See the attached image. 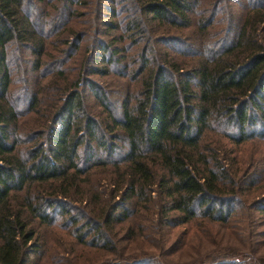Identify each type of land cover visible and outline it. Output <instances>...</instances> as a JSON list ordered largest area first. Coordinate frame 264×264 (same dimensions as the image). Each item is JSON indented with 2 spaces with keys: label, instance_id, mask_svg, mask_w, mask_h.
Masks as SVG:
<instances>
[{
  "label": "trees",
  "instance_id": "1",
  "mask_svg": "<svg viewBox=\"0 0 264 264\" xmlns=\"http://www.w3.org/2000/svg\"><path fill=\"white\" fill-rule=\"evenodd\" d=\"M128 1L119 9L129 18L105 25L121 31L105 43L91 39L92 19L73 21L71 0H62L64 30L48 24V34L30 0H0V264H31L39 227L64 223L82 251L138 264L132 246L146 227L162 244L178 226L264 215V170L248 181L258 152L240 157L264 141V0L240 13L234 0ZM123 39L135 49L113 73ZM14 46L32 57L18 87ZM51 62L58 69L47 75ZM109 75L131 81L118 103L109 82L92 78ZM246 224L245 241L254 217ZM239 254L202 263L264 264Z\"/></svg>",
  "mask_w": 264,
  "mask_h": 264
},
{
  "label": "rangeland",
  "instance_id": "2",
  "mask_svg": "<svg viewBox=\"0 0 264 264\" xmlns=\"http://www.w3.org/2000/svg\"><path fill=\"white\" fill-rule=\"evenodd\" d=\"M71 1L72 3L75 2V5L68 4L66 6L70 7L69 10L72 14L70 16L74 17L73 21H75L76 24L78 21L86 22L88 19L93 20L95 32L91 39L96 38L105 43H109L110 37L118 36L121 31H119V29L106 31L105 25L111 24L120 27L123 26L129 18L128 12L120 11L122 4L125 3L124 0ZM234 1L235 3H231V5L237 9L238 13L242 12L247 6L245 2L246 0ZM30 2L29 6L31 7L28 9L32 11L31 20L39 27L41 26V29L46 34L49 33V29L47 28L48 24H54L58 27V30L63 29V25H65L69 15H67L66 12H63L62 0L61 2L60 0H30ZM107 9H113V11L109 13ZM78 13H80V16ZM237 15L239 16V14ZM87 30L89 29H85L88 38L90 30ZM98 32H100V34ZM55 37H58V35ZM52 39L55 40V38L51 36L49 39L50 42L53 41ZM89 44L90 42L88 38L84 47L87 48ZM132 44L133 43L125 39L120 40L117 43L119 48H123L121 55L125 56V61L122 60V63L118 65H109L108 69L111 72H118L123 64L128 63L126 57L132 56L133 50L135 49ZM9 56H11L10 59H12L14 63L13 70L16 72L13 75L15 76L14 79H16L14 83L16 84V87H18L19 84H17V79H28L29 74L33 75L29 68L32 57L27 54L26 51H22L18 46L10 48ZM47 66H49L47 70H50L47 75L54 72L55 69H58L54 62L49 63ZM100 66L101 65H99V67ZM73 69L74 66L67 63L64 71L69 75L73 73ZM43 72H47L45 68H43L42 74ZM92 78L102 85L103 82H109V85L105 88L110 94V98L117 101V103L122 98V94L125 90L124 88L127 87L129 83L131 84L129 79H120L116 76H93ZM253 152H258V154L255 156ZM260 155L263 156L260 157ZM240 157L244 160L246 159L247 162L254 157L252 158L253 160L250 162V165L247 167L253 171V173H250L248 181H250L251 177L255 175L256 171V180H259L264 170V141L247 143L241 149ZM76 207L80 208L81 206L77 205ZM70 212L74 213L76 210H71ZM252 216L254 217L255 224L252 225L251 233L250 235H247L246 241L245 238L241 240V238L237 236V233L239 232L238 228L242 227V229L245 230L247 227L246 222H249V219H251ZM136 223L140 226L146 225L140 221H137ZM200 224L195 229L190 226H178L173 230H169L168 235H165L166 240L168 241L167 243L162 244L159 241L160 238L157 234L156 228L146 227L143 230H139L140 235L137 242H134L132 246V249L135 250V252H132L131 255L139 260L138 264H203L202 261L209 259V256L240 253L237 259H241L240 256L243 255L241 253L251 251L260 257H264V215L259 213L254 215L251 213L248 220L245 218L241 220V217L237 213L232 216V222L229 226L225 225L226 227L224 228L220 227L218 224H209L205 227V224L202 223V221ZM72 229L73 228L69 225L65 226L64 223L57 227H39V239L37 238L34 243L37 245V252L32 257L31 264H98L101 260L103 262L107 261L109 264H121L119 261L120 259H113L102 252L93 251L94 253L88 254L87 252L82 251L81 247H76L71 244L70 242L73 241L70 236ZM120 254H125L124 256L128 257L127 251L121 250ZM144 255L150 257V259L145 260L146 257Z\"/></svg>",
  "mask_w": 264,
  "mask_h": 264
}]
</instances>
